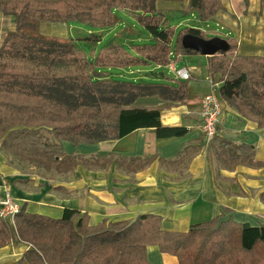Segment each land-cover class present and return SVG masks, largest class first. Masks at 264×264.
<instances>
[{
	"label": "trees",
	"instance_id": "1",
	"mask_svg": "<svg viewBox=\"0 0 264 264\" xmlns=\"http://www.w3.org/2000/svg\"><path fill=\"white\" fill-rule=\"evenodd\" d=\"M160 0H0V12L15 16L16 28L0 47V143L3 152L39 171L64 175L78 165L107 168L112 161L138 170L155 158L165 165L187 164L197 146L184 147L174 158L158 154L126 159L116 153L90 156L67 152L73 145L119 139L138 128L158 137L181 136L186 126H165L161 109L167 105H137L141 96L169 102H187L190 79L157 71L150 81L110 78L112 68L156 64L167 66L180 55L199 53L183 37L204 38L210 30L172 24ZM248 12L250 0H244ZM263 5V4H262ZM263 7V6H262ZM116 9L138 18L150 34L148 42H110L90 54L74 37L41 32V23L80 21L97 28L116 23ZM223 0H188L185 14L195 12L205 25L225 10ZM226 51L207 57L208 73L219 74L221 99L244 117L264 126V55L242 54L236 37L225 35ZM88 43L101 40L90 32ZM174 55V56H173ZM214 145L219 166L264 165L256 159V146L219 138ZM42 172V171H41ZM161 215L143 213L134 220H108L90 224L89 214L66 208L62 217L29 212L23 203L15 223L0 218V247L24 241L28 247L8 264H153L147 246L178 257L180 264H264V224L237 222L222 215L197 222L188 230L162 228Z\"/></svg>",
	"mask_w": 264,
	"mask_h": 264
},
{
	"label": "crops",
	"instance_id": "2",
	"mask_svg": "<svg viewBox=\"0 0 264 264\" xmlns=\"http://www.w3.org/2000/svg\"><path fill=\"white\" fill-rule=\"evenodd\" d=\"M187 2L160 0L157 5L165 11L182 10ZM251 2L245 13L244 0H223L226 9L217 12L211 20L226 23L234 30L240 53L264 55V8L260 10V0ZM205 26L201 28L208 27ZM15 28V16L0 12V47L8 32ZM40 29L47 35L70 36V25L66 23L44 21ZM200 54L178 56L186 59L185 66L191 68V94L187 102H169L158 96H141L135 101V104L146 106L168 104L161 109L162 124L186 126L185 134L158 137L153 130L138 128L110 141L78 145L63 141L67 152L79 151L99 157L116 153L126 159L154 154L174 158L184 147L197 146L187 164L165 165L155 158L146 167L132 170L114 160L107 168L78 165L74 171L58 175L54 180L36 167L29 170V166L25 167L17 158L7 156L0 143V196L9 189L21 205L26 203L29 212L54 218L62 217L66 208L78 209L89 214L90 224H97L104 218L134 220L143 213L161 215L162 228L178 231L219 215L251 225L264 224V165L219 166L214 145L206 144L199 126L200 104L209 89L208 79L219 80L218 73H208L207 57ZM162 68L157 65V69ZM156 77L162 76L157 73ZM222 104L224 111L213 144L219 138L254 144L256 159L264 161V126L244 117L223 99ZM27 247L24 241L0 247V264L18 259ZM147 257L153 264H180L176 255L162 252L154 244L147 246Z\"/></svg>",
	"mask_w": 264,
	"mask_h": 264
},
{
	"label": "rangeland",
	"instance_id": "3",
	"mask_svg": "<svg viewBox=\"0 0 264 264\" xmlns=\"http://www.w3.org/2000/svg\"><path fill=\"white\" fill-rule=\"evenodd\" d=\"M179 1H183V0H179ZM260 3H261L260 10L262 11L264 8V0H260ZM187 4L184 5L182 10L166 11L169 21L172 24L178 25V26L179 25L180 26H193V27H199V28L206 27L205 24L202 23L198 19L195 12H190L188 14H185L183 12ZM251 4L252 2L250 0L249 7ZM115 15L117 19L116 23L109 28H97L89 24L80 22V21H73V22L66 23V24L70 25V29H69L70 36L74 37L77 43L79 44V46L83 48L84 50H86V52H88L89 54L93 49H95L97 52L101 47L106 46L110 42L124 43L127 46V48L130 49V48H133L132 46L133 44L148 42L150 40L149 32L140 23L138 18L135 17L132 13H130L127 10L116 9ZM206 25H208V27L205 29L210 30L211 33L215 34L216 36L230 35V36L235 37L234 30L230 29V27L226 23L216 22V20H210ZM90 32L100 33L101 40L95 43H88L83 37ZM200 55L203 56V54H200ZM174 62L176 63L177 67H181L183 65L185 66L186 65L185 63L187 61L186 59L183 60L180 58H176L174 59ZM159 70H163L168 75L175 76L174 72H171L168 67L164 66L162 69H157L156 64H151L148 66H141V67L138 66V67L112 68L110 70L109 77L117 78V79H132V80H138V81H150V80H157V77L153 75L152 73H155ZM147 106H152V105H147ZM156 106H159V105H156ZM23 163L25 167L29 166V170L31 169L30 167L33 166L32 164L26 161H24ZM41 171L45 172L44 170H41ZM57 176L58 174L56 173L54 174H52L51 172L46 173L47 178H53L54 180L57 178Z\"/></svg>",
	"mask_w": 264,
	"mask_h": 264
},
{
	"label": "built area",
	"instance_id": "4",
	"mask_svg": "<svg viewBox=\"0 0 264 264\" xmlns=\"http://www.w3.org/2000/svg\"><path fill=\"white\" fill-rule=\"evenodd\" d=\"M167 67L171 72H174L177 78H191V68L188 66L177 67L176 63L171 61ZM208 80L209 89L204 94L200 104L201 120L199 126L204 133L206 144L211 147L217 135V128L223 115L224 106L217 91L220 81L213 77H209ZM20 207V202L7 189L6 193L0 197V218L9 219L14 224L15 215Z\"/></svg>",
	"mask_w": 264,
	"mask_h": 264
},
{
	"label": "water",
	"instance_id": "5",
	"mask_svg": "<svg viewBox=\"0 0 264 264\" xmlns=\"http://www.w3.org/2000/svg\"><path fill=\"white\" fill-rule=\"evenodd\" d=\"M183 40L187 47L198 51L203 55H213L219 51H226L230 48L229 41L222 36L204 38L193 33L184 35Z\"/></svg>",
	"mask_w": 264,
	"mask_h": 264
},
{
	"label": "bare ground",
	"instance_id": "6",
	"mask_svg": "<svg viewBox=\"0 0 264 264\" xmlns=\"http://www.w3.org/2000/svg\"><path fill=\"white\" fill-rule=\"evenodd\" d=\"M244 19V18H243ZM246 19V18H245ZM250 19V18H249ZM255 19V18H254ZM251 21V20H250ZM252 22V21H251ZM262 27V26H261ZM263 30V29H262ZM258 31H260V30H258ZM256 33H258V32H256ZM256 33H254V34H256ZM260 33V32H259Z\"/></svg>",
	"mask_w": 264,
	"mask_h": 264
}]
</instances>
